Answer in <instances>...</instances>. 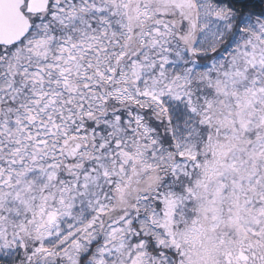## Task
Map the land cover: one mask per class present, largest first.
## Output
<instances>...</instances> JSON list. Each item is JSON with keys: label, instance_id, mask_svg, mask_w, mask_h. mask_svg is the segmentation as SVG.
I'll return each instance as SVG.
<instances>
[{"label": "snow or ice", "instance_id": "6c2138e0", "mask_svg": "<svg viewBox=\"0 0 264 264\" xmlns=\"http://www.w3.org/2000/svg\"><path fill=\"white\" fill-rule=\"evenodd\" d=\"M0 264H264V0H0Z\"/></svg>", "mask_w": 264, "mask_h": 264}]
</instances>
